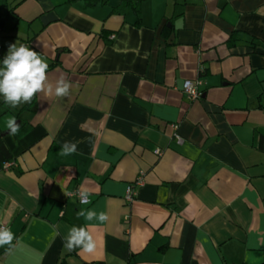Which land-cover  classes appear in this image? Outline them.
Segmentation results:
<instances>
[{
	"label": "crops",
	"instance_id": "0c3cea01",
	"mask_svg": "<svg viewBox=\"0 0 264 264\" xmlns=\"http://www.w3.org/2000/svg\"><path fill=\"white\" fill-rule=\"evenodd\" d=\"M85 1L0 0V63L25 44L72 84L0 97V225L19 240L0 264H264V0H141L140 25L119 0ZM89 208L109 217L89 228L97 249L69 252Z\"/></svg>",
	"mask_w": 264,
	"mask_h": 264
},
{
	"label": "clouds",
	"instance_id": "9594fccd",
	"mask_svg": "<svg viewBox=\"0 0 264 264\" xmlns=\"http://www.w3.org/2000/svg\"><path fill=\"white\" fill-rule=\"evenodd\" d=\"M49 65L42 54L33 50L25 44L17 46L16 43L8 46V51L0 63V97L4 103L12 108H17L21 104L31 103L37 94L46 97L55 96L57 99H64L70 95L72 84L64 73H61L54 80L48 74ZM191 82H186L185 87H189ZM6 129L9 136H15L20 131V124L15 117H11L6 122ZM77 142L65 141L60 149V155L68 156L77 151ZM90 191L81 185L78 195L82 204L89 203ZM78 217H83L86 221L83 226L71 227L63 237L64 247L69 251H77L78 254H93L97 249V242L89 231L93 226L92 222L103 224L109 217L104 211L96 209H81L77 213ZM19 243L18 238L10 228L0 225V247L8 246L10 252L14 247L13 241Z\"/></svg>",
	"mask_w": 264,
	"mask_h": 264
},
{
	"label": "trees",
	"instance_id": "16d2710c",
	"mask_svg": "<svg viewBox=\"0 0 264 264\" xmlns=\"http://www.w3.org/2000/svg\"><path fill=\"white\" fill-rule=\"evenodd\" d=\"M98 1H100L101 3L106 2V0H86L85 4L89 6H93ZM140 2L141 0H119V3L114 7H112L111 12L123 13L124 9L130 7L135 16L134 24L140 25L141 22ZM10 159H11V155L2 141L1 131H0V168H2L3 164L8 162ZM59 264H66V263L64 260H62Z\"/></svg>",
	"mask_w": 264,
	"mask_h": 264
},
{
	"label": "built area",
	"instance_id": "2783aa9c",
	"mask_svg": "<svg viewBox=\"0 0 264 264\" xmlns=\"http://www.w3.org/2000/svg\"><path fill=\"white\" fill-rule=\"evenodd\" d=\"M191 82L190 84V88L192 89L191 91L189 90V88H186L185 87V84L186 82ZM197 83L198 81H193V80H190V79H186L183 81V85H182V92L184 93V95L186 96V98H188L189 100H193V99H196L200 96V92H198L197 90ZM173 127L175 128L176 126L173 125ZM177 140L180 141L179 137L176 136ZM154 152L156 154H160V150L159 149H155ZM3 167L6 168L8 167V164L7 163H4L3 164ZM142 181V178H141V175L138 176V179L136 180V182L134 184H139L140 182ZM134 184H130L126 187V190H125V194H124V199L126 201H132L133 199V195H134ZM71 195H76L80 201V197L78 195V190H75L74 192H71L70 193ZM81 203V202H80Z\"/></svg>",
	"mask_w": 264,
	"mask_h": 264
},
{
	"label": "water",
	"instance_id": "95a60500",
	"mask_svg": "<svg viewBox=\"0 0 264 264\" xmlns=\"http://www.w3.org/2000/svg\"><path fill=\"white\" fill-rule=\"evenodd\" d=\"M17 123H18V120H17Z\"/></svg>",
	"mask_w": 264,
	"mask_h": 264
}]
</instances>
